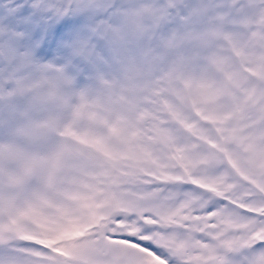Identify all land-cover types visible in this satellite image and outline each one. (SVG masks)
<instances>
[{"label":"snow or ice","instance_id":"1","mask_svg":"<svg viewBox=\"0 0 264 264\" xmlns=\"http://www.w3.org/2000/svg\"><path fill=\"white\" fill-rule=\"evenodd\" d=\"M0 264H264V0H0Z\"/></svg>","mask_w":264,"mask_h":264}]
</instances>
